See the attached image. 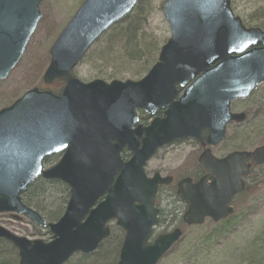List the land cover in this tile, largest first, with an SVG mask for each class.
Listing matches in <instances>:
<instances>
[{
  "label": "water",
  "instance_id": "95a60500",
  "mask_svg": "<svg viewBox=\"0 0 264 264\" xmlns=\"http://www.w3.org/2000/svg\"><path fill=\"white\" fill-rule=\"evenodd\" d=\"M40 1L0 0V80L19 62L41 17ZM136 2L83 0L51 44L41 78L44 85L63 82L61 92L33 87L0 109V213L26 215L53 235L49 242L27 240L0 226V238L17 249L19 264H64L74 253H91L109 235L111 219L124 232L117 264H156L181 231L145 244L157 222V185L169 178H147L143 166L163 145L201 141L203 130L206 144L219 143L228 122L245 118L230 113V102L264 82V33L246 29L230 0H164L170 35L141 79L75 78L72 70L91 45ZM138 110L153 117L145 127L136 124ZM158 110L162 117L155 116ZM123 148L131 153L126 162L119 155ZM59 152L58 162L42 170L44 158ZM199 163L210 181L178 183L187 225H200L205 218L217 222L232 213L231 198L245 188L241 176L251 165L264 164V144L222 159L207 151ZM38 176L69 188L55 223L45 224L20 200Z\"/></svg>",
  "mask_w": 264,
  "mask_h": 264
},
{
  "label": "rangeland",
  "instance_id": "374dc122",
  "mask_svg": "<svg viewBox=\"0 0 264 264\" xmlns=\"http://www.w3.org/2000/svg\"><path fill=\"white\" fill-rule=\"evenodd\" d=\"M163 0H149L151 11L147 15L145 32H152L156 42L162 44L169 37L168 25L165 22L160 4ZM82 0H41L39 11L41 17L31 37L26 53L19 64L12 69L5 80L0 81V108L9 105L16 97L26 89L36 86L46 66L45 51L54 41L58 33L65 26L69 18L74 14ZM264 6L262 0H231V8L235 15L239 16L243 23L252 26L247 21V16ZM259 10V9H258ZM255 25V24H254ZM264 30V23L255 25ZM104 69V70H103ZM107 70L101 64L91 61L90 57L84 59L73 71L75 77L86 82L95 78L109 81ZM129 74H121L113 79H138ZM237 111H247V119L239 126L232 125L227 130V140L221 146L225 150L247 149L264 144V87L260 85L246 100L235 104ZM188 143L178 146L176 149L168 147V153L163 152L160 157L153 159L146 166V171L151 174L154 169L163 174H176L177 169L184 171L186 163H181V158L190 152L192 146ZM186 148V149H185ZM174 149V150H173ZM182 151V152H181ZM190 158L186 161L189 163ZM192 163V162H191ZM190 163V164H191ZM180 166V167H178ZM179 170V169H178ZM247 189L235 197L231 202L234 213L231 216L234 225L228 232L222 235L208 249L198 248L193 251L202 236L216 223L206 220L200 226H184L180 222L183 209L179 207L172 191L166 188L158 199L161 223L154 229V235L173 229L175 225H181L183 235L180 240L160 259L157 264H251L252 257L246 255L255 251L257 257L264 263V169L260 173L254 171L247 178ZM178 208L179 214H175ZM178 213V212H177ZM0 225L11 232L28 239H38L43 236L39 230L25 217L16 219L10 213L0 214ZM38 232V236L35 234ZM252 259L250 262L249 259ZM250 259V260H251ZM253 261V262H254ZM254 264V263H253Z\"/></svg>",
  "mask_w": 264,
  "mask_h": 264
},
{
  "label": "trees",
  "instance_id": "16d2710c",
  "mask_svg": "<svg viewBox=\"0 0 264 264\" xmlns=\"http://www.w3.org/2000/svg\"><path fill=\"white\" fill-rule=\"evenodd\" d=\"M258 9L247 16V21L250 24L264 23V6ZM150 11L149 0H137L132 12L103 34L87 52L83 60L90 57L91 61L100 63L101 67L103 66L107 70L106 74L110 80L121 74L136 77L142 74L144 70L147 72L155 62L161 46L160 42H156L152 32L147 33L144 30ZM44 59L48 62L49 58L46 51ZM36 86H41L40 80ZM60 87L59 84H53L51 90L57 93ZM56 159L57 156L48 158L45 163L54 162ZM21 199L25 205L37 211L45 221L53 222L61 216L64 210L68 199V189L59 181L38 178L22 194ZM174 210L175 214H179L178 208ZM162 218L163 215L160 221ZM233 225L234 222L231 217L216 223L214 228L206 232L199 243L195 244L193 251L202 247L204 250L208 249ZM42 235L47 236L48 233L44 232ZM121 241V230L114 227L111 235L102 241L94 252L87 255L75 254L66 264H117ZM246 255L252 257L253 261L257 257L255 251ZM250 259L251 262L252 259ZM258 259L252 261L251 264H264L260 257ZM0 264H18L16 250L4 240H0Z\"/></svg>",
  "mask_w": 264,
  "mask_h": 264
},
{
  "label": "flooded vegetation",
  "instance_id": "af4514ba",
  "mask_svg": "<svg viewBox=\"0 0 264 264\" xmlns=\"http://www.w3.org/2000/svg\"><path fill=\"white\" fill-rule=\"evenodd\" d=\"M248 97H246L244 99H239V100L232 101L230 103V110H231V112H234V113H236V112H242L247 117V111L248 110L242 109L241 111H237L238 108L235 107V104L246 100ZM156 116L162 117L161 111H158L156 113ZM150 120H151V117H147L146 115H144V117H141L139 119L138 123L141 124L144 127L147 124H149ZM240 124H242V122H240V123L231 122V123H229L227 125L226 130H228V128L230 126H232V125L239 126ZM206 136H207V132L206 131H202V133H201V141H197L195 139H187V140H181V141L172 143L170 145H167L165 147H162L161 149H158L157 152H156V154L149 159V161L147 162V164L150 161H152L153 159H156V158L160 157V154L162 152H163V154L164 153H168L170 151V150L167 149L168 147H173L174 145H176L175 148H174V149H176L178 146L184 145L186 143H188L187 146H192L191 149H190V152L188 151L187 154L181 158V163L182 164L186 163L185 168H187V170L182 171V170H180V168H178L179 170L177 169L176 174L168 175V176H171L172 177L171 184H175V185H172L171 187H176V183L178 181L182 180V179H185V178L186 179H190L192 182H196V181H198L202 177H206V179L208 181H210L212 179V176L211 175H208V170L205 169L201 163H199V157H200V155L202 153L209 151L210 154H211V156L213 158H215V159H222L226 155H228L229 153H231L233 151H244V150H247V149H238V148H236V149H233V150L228 151V150L223 149L221 146H223V144L227 140V133H226V136L223 139V141H221V142H219V143H217L215 145H208V144H206L205 143ZM121 156L123 158H127L128 156L130 157V153H128L126 151V149L123 148L121 150ZM161 157H163V155ZM187 157L190 158L189 163H187V161H186ZM147 164L145 165V172H146L147 176H149V177L150 176H153L155 173H159L161 176H166L167 175V174H163L159 169L158 170H155L154 169V171L151 174H149L146 171ZM178 167H180V166H178ZM263 169H264V164L263 165H259V166H254V167L251 166L250 167V170H249L248 176L243 177L245 183L247 182V178H249L251 176V174L254 173V171H259L261 173ZM166 187H168V186H159V192H158L159 194L157 195V197L155 198V201H154V203H155V205L157 207L159 206L158 199L161 196V191L164 188H166ZM174 192H176L175 188H174ZM159 218H160V208H159Z\"/></svg>",
  "mask_w": 264,
  "mask_h": 264
}]
</instances>
